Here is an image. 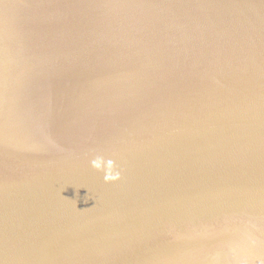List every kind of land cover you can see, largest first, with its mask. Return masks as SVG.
I'll list each match as a JSON object with an SVG mask.
<instances>
[{"label": "water", "instance_id": "1", "mask_svg": "<svg viewBox=\"0 0 264 264\" xmlns=\"http://www.w3.org/2000/svg\"><path fill=\"white\" fill-rule=\"evenodd\" d=\"M0 264H264V0H0Z\"/></svg>", "mask_w": 264, "mask_h": 264}, {"label": "clouds", "instance_id": "2", "mask_svg": "<svg viewBox=\"0 0 264 264\" xmlns=\"http://www.w3.org/2000/svg\"><path fill=\"white\" fill-rule=\"evenodd\" d=\"M92 167L99 172H103L105 182H113L120 179V172H118L112 161L107 162V168L105 169V162L102 158H97L92 161Z\"/></svg>", "mask_w": 264, "mask_h": 264}]
</instances>
